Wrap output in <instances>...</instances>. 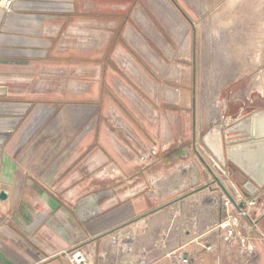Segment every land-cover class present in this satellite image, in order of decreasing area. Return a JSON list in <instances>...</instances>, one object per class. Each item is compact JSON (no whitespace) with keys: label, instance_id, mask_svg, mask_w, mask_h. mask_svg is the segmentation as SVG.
<instances>
[{"label":"rangeland","instance_id":"obj_1","mask_svg":"<svg viewBox=\"0 0 264 264\" xmlns=\"http://www.w3.org/2000/svg\"><path fill=\"white\" fill-rule=\"evenodd\" d=\"M66 2L74 3L73 15L57 55L19 80L26 84L16 86V96L43 100L37 108L48 113L58 102L79 105L81 117L66 119L65 137L80 139L84 148L68 173L78 168L101 181L96 185L102 190L109 178L123 173L120 162L138 163L144 187L129 203H139L146 215L103 241L72 249L62 262L181 264L179 258L192 248L196 257L190 256L189 264H264L260 248L246 245L248 238L264 239V231H244L246 212L226 231L239 244L223 246L224 225L215 200L231 201L215 176L230 193L235 187L202 140L214 126H223L216 120L232 113L237 103L263 104L264 0ZM131 65L141 79L127 69ZM74 122L73 134L68 128ZM95 154L89 169L84 160ZM260 204L253 207V217L262 216ZM130 211L138 212L135 206ZM218 253L224 254L220 261Z\"/></svg>","mask_w":264,"mask_h":264},{"label":"crops","instance_id":"obj_2","mask_svg":"<svg viewBox=\"0 0 264 264\" xmlns=\"http://www.w3.org/2000/svg\"><path fill=\"white\" fill-rule=\"evenodd\" d=\"M72 6L74 3L68 4L66 0H14L13 9L8 12L0 0V193L4 190L8 195L6 199L0 198V264H64L65 253L103 241L109 233L146 215L139 211V203H129V198L144 187L138 163L120 162L123 173L109 178L108 187L104 184L102 190L96 185H101V181L92 175L81 174L78 168L68 173L84 148L80 139L69 142L65 137L66 119L75 121L81 117L79 105L58 102L48 113L37 108L43 100L16 96V86L23 83L20 81L42 70L50 56L57 55L55 48L73 15ZM127 69L141 79L135 66ZM119 87L125 92L123 86ZM134 96L135 104L143 107ZM51 115L55 118L53 126L49 125ZM223 117L216 121L222 122ZM72 124L68 131L74 134L77 123ZM95 160L96 154L88 156L85 166L90 169ZM220 170L233 178L230 168L221 165ZM231 181L235 187L234 181L242 178L237 176ZM232 192L238 202L247 204L238 210L232 203L215 200V207L221 208L224 247L238 245L240 241L227 236L226 231L234 228L232 224L225 227L227 218L240 223V213L246 212L249 219L242 228L249 234L254 218L255 205L250 202L253 199H261L263 213L257 216L258 235L264 231V189L251 199L242 196L237 187ZM130 206L138 212L132 213ZM230 212L233 216H229ZM171 223L170 218V228ZM246 245L255 250L258 246L260 261L264 263V239L248 238ZM193 251L188 249V255L194 257ZM223 255L218 253L219 261Z\"/></svg>","mask_w":264,"mask_h":264},{"label":"water","instance_id":"obj_3","mask_svg":"<svg viewBox=\"0 0 264 264\" xmlns=\"http://www.w3.org/2000/svg\"><path fill=\"white\" fill-rule=\"evenodd\" d=\"M259 114H256V124L258 126L261 124L262 128L257 126L255 130L249 129L246 132L243 130L238 131V135L241 137L240 139H235V133L237 131L229 127L230 124H227L225 127V140L223 139L224 127L222 125H216L208 132V136H212L213 144L205 138L206 146L212 151L223 168H228L229 163H232L239 167L244 173L246 179L242 182L238 181V187L247 199L256 198L260 191L264 189V114L261 116H259ZM215 180L236 209L239 210L246 207V202L241 201L238 203L234 195L228 191L227 187L218 176H215ZM190 194L191 193H187L175 199L173 202L185 198ZM7 196L6 191H1V199H6ZM257 201L258 199H253L252 204L257 203ZM225 210L226 209H223V212ZM229 216H233V213L230 212ZM235 221L236 224H238V220ZM225 222V226L231 224L228 218ZM183 256H188V253H185Z\"/></svg>","mask_w":264,"mask_h":264},{"label":"flooded vegetation","instance_id":"obj_4","mask_svg":"<svg viewBox=\"0 0 264 264\" xmlns=\"http://www.w3.org/2000/svg\"><path fill=\"white\" fill-rule=\"evenodd\" d=\"M231 112L232 113H228L227 116H224L223 120H222V124L224 127V129H223V139L224 140H225L224 132L226 131L225 127L227 124H230L229 127L234 128V130L237 131V132L235 131L236 132L235 133V135H236L235 139L241 138L238 135L239 134L238 131L243 130L244 132H246L249 129L255 130V128L258 126L256 124V114L260 113L259 116L264 114L263 113L264 112V101H263V104L258 103L256 100H252L249 103H244V104L237 103L236 105H234L232 107ZM258 127L262 128V125L260 124ZM205 138L208 139L209 142L213 144L212 136H210V135L208 136V132L205 133L202 137L204 144H205ZM228 168L231 169V176L233 177L232 180L234 178H236L237 176H239L240 178H242V181H245L246 177H245L244 173L239 169V167H237L235 164L229 163ZM234 184H235V187H237L238 191L242 194V191L238 187V181L237 182L234 181ZM242 196H244V195L242 194ZM260 201H261V199L258 198L257 203H259ZM250 202L252 204V200ZM238 203H240V202H238ZM257 203H255L253 205H257ZM246 204H247V202H246ZM253 213L255 214V211ZM253 219H257V224H259V218L254 217V218H251V225H252ZM257 229H258V225L256 228H254L252 230L256 231Z\"/></svg>","mask_w":264,"mask_h":264},{"label":"built area","instance_id":"obj_5","mask_svg":"<svg viewBox=\"0 0 264 264\" xmlns=\"http://www.w3.org/2000/svg\"><path fill=\"white\" fill-rule=\"evenodd\" d=\"M13 3H14V0H2V4H3V7L8 11V12H11L12 9H13ZM257 219H253L252 220V225H251V229H254L257 227ZM190 255L184 257V256H181L179 258V262L181 264H189L190 263Z\"/></svg>","mask_w":264,"mask_h":264},{"label":"bare ground","instance_id":"obj_6","mask_svg":"<svg viewBox=\"0 0 264 264\" xmlns=\"http://www.w3.org/2000/svg\"><path fill=\"white\" fill-rule=\"evenodd\" d=\"M226 186V185H225ZM228 189V188H227Z\"/></svg>","mask_w":264,"mask_h":264}]
</instances>
